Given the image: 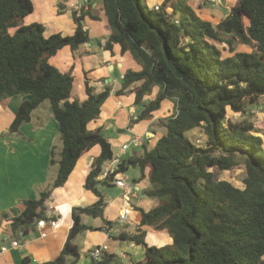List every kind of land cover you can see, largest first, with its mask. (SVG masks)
I'll return each mask as SVG.
<instances>
[{"label":"trees","instance_id":"1","mask_svg":"<svg viewBox=\"0 0 264 264\" xmlns=\"http://www.w3.org/2000/svg\"><path fill=\"white\" fill-rule=\"evenodd\" d=\"M101 2L110 31L103 48L112 54L118 45L121 54L130 52L141 66L124 72L115 93H133L137 105L157 88L131 124L152 118L163 100L174 104L172 114L156 120L165 133L150 147L143 137L140 153L121 159L111 175L118 177L130 166L149 167L151 187L144 194L159 203L141 210L140 225L165 228L171 237L156 246L145 242L141 229L119 233L116 238L145 248L144 260L132 264H264V130L248 116L238 121L228 117L229 111L247 113L259 99L264 109V0H237L217 23L202 18L188 0H163L158 10L146 0ZM89 7L72 11V34L46 36L40 22L24 23L34 11L32 0H0V101L30 95L19 105L9 130L18 131L47 100L62 143L57 160L55 150L50 152L49 163L58 165L53 181L38 198L25 199L21 214L11 218L16 235L27 234L38 219H46L51 190L65 183L81 155L100 146L83 181L97 200L72 208L73 223L56 258H24L23 264H69L68 256L74 257L73 263L79 252L72 239L93 229L81 222V214L103 217L100 187L110 182L97 176L113 152L101 129H91L90 124L100 116L111 87L96 90L86 77L85 99H71V68L61 71L50 62L61 48L75 51L90 40L84 18L99 16ZM241 45L249 50L239 49ZM197 127L203 130V145L189 137ZM240 165L245 168L242 187L217 178L211 170ZM112 261L113 255L103 253L97 262Z\"/></svg>","mask_w":264,"mask_h":264},{"label":"crops","instance_id":"2","mask_svg":"<svg viewBox=\"0 0 264 264\" xmlns=\"http://www.w3.org/2000/svg\"><path fill=\"white\" fill-rule=\"evenodd\" d=\"M32 1L34 11L25 17L24 23L26 19L29 20L26 23L40 22L45 26L46 36L57 32L72 34L76 26L72 11L79 10L82 6L85 9L90 6V10L99 16L97 20L88 16L84 18L83 28L88 31L90 37L88 42L80 45L75 51L67 46L61 48L50 58V62L61 71H68L71 68L74 76L71 99L80 101L85 99L86 77L96 90L106 85L111 87L110 95L102 105L100 116L90 124V128L101 129V134L112 146L113 154L118 152L121 144L129 143L128 138L130 140L134 136L147 137L148 146H153L162 130H156L157 127L152 124L158 118L172 114L174 104L170 100H163L161 108L154 112L152 118L131 124V118H136L142 105L153 98L157 89L155 90V87L153 93L145 95L142 103L137 105L134 104L133 93L120 95L115 93L121 86L124 72L129 68L139 70L141 66L130 52L121 54L118 45L113 46L112 54L101 46V41L110 33L101 0ZM146 1L152 8L155 4L160 5L163 0ZM198 1L188 0L202 18L217 23L218 21L214 22L199 10ZM37 6L42 12L45 11L41 17L35 16ZM99 82L102 84L99 85ZM29 98V94L19 93L0 101V246H6V249L0 252V264H23L24 258L32 262H45L56 258L66 242L73 223L72 208L87 206L97 200V196L83 185L92 160L100 153V146L96 144L78 158L65 183L53 188L46 200V219H56V226L46 225L45 237L40 236L36 223L25 235H16L12 231L11 218L21 214L24 209L23 201L38 198L40 192L53 181L58 168L57 163H49L52 149L55 150L54 158L56 160L59 158L61 141L58 123L51 111L48 112L46 108L44 111L40 110L36 116L32 113L30 120L22 124L18 131L9 130L19 105ZM139 148L141 149L140 146H134V149ZM127 150L122 154V159L131 155ZM140 151L134 150L133 153ZM119 177L123 178L132 190L128 201L125 202L122 197L123 190L113 183L102 185L103 188L116 189L118 196L115 200L118 201L116 204L112 203L113 199L109 201L100 188L105 204L103 217L81 214V222L92 226L93 229H85L72 239L71 242L77 246L79 255L73 263L71 262L74 257L68 256L69 264H98L90 256V250L97 244L107 245L104 253L113 255V263L108 264H132L143 261L145 258L143 245L116 238L121 232L131 234L141 229L145 232L144 240L148 245L161 246L171 241L165 228L140 225L141 210H150L159 203L158 198L144 194L145 190L151 187L149 167L140 169L138 166H130ZM125 206L130 207L129 222L123 224L118 221V214ZM12 240H17L18 244L12 245Z\"/></svg>","mask_w":264,"mask_h":264},{"label":"rangeland","instance_id":"3","mask_svg":"<svg viewBox=\"0 0 264 264\" xmlns=\"http://www.w3.org/2000/svg\"><path fill=\"white\" fill-rule=\"evenodd\" d=\"M234 2H235V0H229V1L221 0L220 3L210 2L208 0H199L198 1V3H200V8H201V9L199 8V10L203 11V14L208 15L214 22H217V21L221 20L222 18H224L227 14L228 8L231 5H233ZM36 12H37L35 14L36 17H41L43 15V13H45V11L42 12V10H39L38 6L36 7ZM47 17H48V15L45 16V18H47ZM32 19H37V18H32ZM28 21L29 20L26 19L25 23ZM37 21H39V20L37 19ZM44 21H46V20H44ZM238 48L241 50H249V48L242 46V45L239 46ZM101 84H102V82H99V85H101ZM156 89L157 88H155V90ZM262 102H263V99H259L257 104H250L249 108L247 109L248 112L244 113V114L243 113H233V112L229 111L228 117L232 120L238 121V120H242L243 118L248 116L253 120L255 126L264 130V109L262 106ZM170 104H168V105L170 106ZM49 106H50L49 101H47V100L44 101L38 108H36V110H34L32 112L33 116H36L40 110L44 111L46 108L48 109V112H50ZM164 113H165V111H164ZM152 125L153 126L155 125L157 127L156 130H162V134L165 133V129L160 127V126H157L156 121ZM188 134L194 143L199 144V145L204 144L205 136H204V133H203V130L201 127H197V128L190 130L188 132ZM128 141L130 143L129 148L127 150L128 153L133 154L134 150H141L140 148L134 149V145L131 142L132 138L130 140L128 138ZM61 145H62V143L60 141V147H61ZM52 170L54 171V169H52ZM211 170L214 172V174L217 178L228 180L231 183H233L234 185L239 186V187L243 186V178L245 176V168L243 165H240L238 167H234L233 169H230V170H220L217 167L211 168ZM100 188L103 189V192H105L104 195H106V197L108 198L109 201H111L113 199L112 203H115V204L117 203L118 199H117V201L115 200V197L118 196L117 195L118 192L116 189L107 188V187L103 188L102 186ZM121 200L123 201L122 197H121ZM109 208H108V210H109Z\"/></svg>","mask_w":264,"mask_h":264},{"label":"built area","instance_id":"4","mask_svg":"<svg viewBox=\"0 0 264 264\" xmlns=\"http://www.w3.org/2000/svg\"><path fill=\"white\" fill-rule=\"evenodd\" d=\"M210 2H217L220 3L221 0H208ZM154 10L159 9V4H155L152 7ZM106 39L101 41V46H104ZM143 138L141 136H134L132 138V143L133 145L136 146H141ZM130 143H123L119 146V150L117 153H114L112 157L104 164L103 169L101 173L97 176L98 179L103 180L107 179L108 182L113 183L115 186L121 188L122 191V197L125 200V202L128 201V198L132 192L131 188L127 186L125 183V180L123 178L118 177H113L111 178L112 173L114 170L117 169L118 164L120 163L122 159V154L127 150L129 147ZM129 208L130 207H124V209L118 214V221L120 223H127L129 222ZM57 224V220L54 218H49V219H38L36 221V226L39 228V233L40 236L45 237L47 235V227L46 225H49L50 227H54ZM12 245H17L18 241L17 240H12L11 241ZM6 249V246H0V252L4 251ZM107 250V245L105 244H97L95 245L91 250H90V256L95 260L99 261L102 258L103 253Z\"/></svg>","mask_w":264,"mask_h":264}]
</instances>
